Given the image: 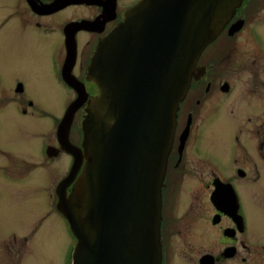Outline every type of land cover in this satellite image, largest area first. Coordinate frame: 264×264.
Listing matches in <instances>:
<instances>
[{
	"label": "flooded vegetation",
	"instance_id": "af4514ba",
	"mask_svg": "<svg viewBox=\"0 0 264 264\" xmlns=\"http://www.w3.org/2000/svg\"><path fill=\"white\" fill-rule=\"evenodd\" d=\"M141 1L22 0L20 10L0 13V36L10 38L20 31L57 35L61 58L52 57L48 67L72 94L66 114L79 95L64 76L71 57L75 53L71 76L83 84L89 101L99 94L87 80L99 42ZM18 61L0 47V71L7 73V65ZM196 67L199 76L177 112L162 188V264H264V238L255 226L264 223V0H243ZM35 107L23 78L0 74V128L6 108L25 118H49ZM86 108L76 112L70 129V141L77 147L83 141ZM64 116L38 152L47 164L69 157L70 172L74 158L63 150L58 135ZM76 117L79 142L73 136ZM0 156L5 157L4 146ZM41 222L29 233H14L0 242V264L26 263ZM68 232L74 240L67 223Z\"/></svg>",
	"mask_w": 264,
	"mask_h": 264
},
{
	"label": "water",
	"instance_id": "95a60500",
	"mask_svg": "<svg viewBox=\"0 0 264 264\" xmlns=\"http://www.w3.org/2000/svg\"><path fill=\"white\" fill-rule=\"evenodd\" d=\"M242 2L142 0L99 42L87 72L99 94L89 101L71 57L64 76L79 95L58 135L74 161L56 207L77 241L73 264H162V188L177 112L201 54ZM85 104L77 147L70 129Z\"/></svg>",
	"mask_w": 264,
	"mask_h": 264
},
{
	"label": "rangeland",
	"instance_id": "374dc122",
	"mask_svg": "<svg viewBox=\"0 0 264 264\" xmlns=\"http://www.w3.org/2000/svg\"><path fill=\"white\" fill-rule=\"evenodd\" d=\"M22 3L3 0L0 13L15 12ZM0 47L2 52L19 60L15 65H7V73L1 70L0 74L6 79L23 78L36 110L49 116L25 118L14 114L11 108L2 114L0 146H4L5 157L0 156V242L14 233H29L41 220L25 264H71L76 241L67 233V222L55 208V189L68 175L71 160L61 156L47 164L38 152L41 142L54 137L56 124L73 99L69 89L48 67L52 57L61 58V42L57 35L20 31L10 38L1 35ZM23 61H28V65ZM79 122L80 117H76L73 136L77 142L82 137ZM244 195L246 205L251 208L246 191ZM255 226L261 232L259 237L264 238V223Z\"/></svg>",
	"mask_w": 264,
	"mask_h": 264
}]
</instances>
